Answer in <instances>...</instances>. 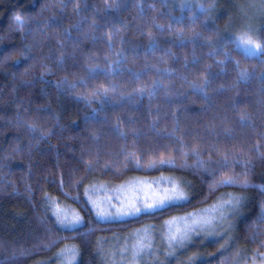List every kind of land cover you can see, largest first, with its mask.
I'll use <instances>...</instances> for the list:
<instances>
[{
  "label": "trees",
  "instance_id": "obj_1",
  "mask_svg": "<svg viewBox=\"0 0 264 264\" xmlns=\"http://www.w3.org/2000/svg\"><path fill=\"white\" fill-rule=\"evenodd\" d=\"M203 1L0 0V264H66L74 247L73 264H109L101 233L150 222L161 231L228 191L243 197L234 227L177 257L260 264L264 53L236 44L239 0ZM250 24L264 45V13ZM133 178L177 181L187 200L98 219L91 188ZM52 199L83 222L58 224Z\"/></svg>",
  "mask_w": 264,
  "mask_h": 264
},
{
  "label": "rangeland",
  "instance_id": "obj_2",
  "mask_svg": "<svg viewBox=\"0 0 264 264\" xmlns=\"http://www.w3.org/2000/svg\"><path fill=\"white\" fill-rule=\"evenodd\" d=\"M207 0H205L206 2ZM187 3H196L198 5H202L204 3L203 0H185ZM208 3V6L204 4V7L206 9H210L211 6H216L217 2L216 0H211ZM235 5V9L238 12L236 20L239 22L238 27L240 32L236 34L234 31L232 33L233 37H235L236 44L240 48L244 50L249 55H256L260 52L252 51V50H245L244 47L239 43L238 36L240 33L244 31H248L249 29L252 31L254 38L261 43V32L259 31L257 27H255L253 24L251 25L250 22L254 18H256L259 14L264 13V8L262 9L261 6L255 4L254 0H239L236 1V3H233ZM257 5V6H256ZM258 14V15H257ZM157 182H153V186L151 188L156 189L160 195H163V189H171L174 185H178L179 188L184 192L182 187L179 185L177 181L175 183L169 184L167 180H160V179H151ZM160 180V181H159ZM172 182V181H171ZM116 185H110V186H100L95 184L93 188H91V195L92 199L97 202H103V206L107 208L109 206V199L111 201V204L119 206L121 201H124L125 198H133L137 197V202L140 203L143 201L145 192H147L149 196L148 202L151 203V196L152 192L150 189L145 188L143 191H135L134 188H138L140 185H145L144 182L140 181L139 178H133L129 181L125 182L124 184H118L114 183ZM149 183L147 181L148 186ZM185 193V192H184ZM97 195H101L99 198ZM185 199L187 200V194L185 193ZM182 200H175L170 201L169 203H180L184 201ZM238 199V204H236L234 207H228L224 204V202L229 200H236ZM243 197L240 193H237L235 191H228V192H222L220 195L216 197V199L213 201V203L208 206H205L204 210L201 207V209H193V211H190L188 213L174 216V222H168L167 226H162L160 229L161 231H157L155 222H150L148 225L143 226H133L129 228H123L122 230L118 231H112V232H103L102 235H106L105 237L101 238V242L104 243V246H102L101 250L103 251L104 257L107 261H109V264H182L180 262L179 258L177 257V254L179 252H183L185 249L189 248V250H192L195 246H197V241L204 240V246L207 245L208 242L214 241L217 242L219 238H224L226 229L231 230L234 225V215L239 212V208L242 206ZM92 204V202H91ZM93 206V204H92ZM164 206H167V203L159 208H162ZM94 208V207H93ZM158 209V208H153ZM153 209L145 210L146 212H152ZM218 210H222L223 216L221 217ZM95 211V208H94ZM144 212V211H143ZM141 212V213H143ZM141 213L130 215V216H117V215H109V216H98L95 211V216H97L98 219L103 221H120V220H129L130 218H133L137 215H140ZM145 213V212H144ZM190 218V219H188ZM185 219H188V223H191L192 219H208L211 220L212 223L209 225H201L197 228V231L193 234H190L189 238L184 240L183 242H178L175 246L176 248L170 253V254H164L159 253L161 251V246L167 247L166 244H169V234L170 229H173L175 226H179L181 228L184 227V221ZM159 230V229H158ZM138 239H144L145 242L150 245L149 247L145 248L142 252L137 254L136 249L134 248V245L136 244ZM100 242V243H101ZM161 242V246H160ZM175 244V242H173ZM202 245V246H203ZM208 246V245H207ZM76 249V247H74ZM73 248V249H74ZM237 248V247H236ZM73 249H70L68 251V248H66L61 253V258L65 259V263H74L76 259L69 256L70 251ZM197 249V248H195ZM194 249V250H195ZM199 249V248H198ZM233 255V253H231ZM162 255L167 258V261H162L163 258ZM243 255V254H242ZM194 256V255H192ZM74 257V256H73ZM252 255H249V263L252 264ZM258 259V258H257ZM186 260V259H185ZM223 264H232L229 261H226ZM238 264V263H237ZM257 264V260H256Z\"/></svg>",
  "mask_w": 264,
  "mask_h": 264
},
{
  "label": "snow or ice",
  "instance_id": "obj_3",
  "mask_svg": "<svg viewBox=\"0 0 264 264\" xmlns=\"http://www.w3.org/2000/svg\"><path fill=\"white\" fill-rule=\"evenodd\" d=\"M16 20L19 22L20 17H16ZM239 43L244 47V49L252 50L256 52L264 53V45H262L259 41L254 38L252 31L249 29L248 31H244L239 34L238 36ZM239 64V61H236ZM34 127V126H32ZM129 158L133 159L136 164H139L140 161L136 158V154L134 152H130L127 154ZM226 159V158H225ZM156 162L154 161L153 164H150L149 167H152ZM159 164L171 163V161H165L161 159ZM220 183H235V179L231 176H224ZM242 183L246 184L247 179L245 178ZM145 188H148L152 192L151 196V203L148 202L149 196L147 192H145V196L142 202L138 203L137 197L133 198H125L124 201H121L119 206L111 204L109 199V206L105 208L103 206V202L92 201L93 207L95 208L96 214L98 216H109V215H117V216H130L141 213L148 209L159 208L170 201L175 200H182L185 199V193L179 188L178 185H174L171 189H163V195H160L159 192L151 188L150 185H140L138 188H134L135 191H143ZM88 194V189H85V195ZM46 199H51L47 197ZM91 199V198H89ZM238 199L236 200H229L224 202V204L228 207H234L238 204ZM52 204V211L56 218V222L62 226L67 228H75L83 222V217L76 211L68 210L63 208L59 203H56L54 199L51 200ZM220 216H223L222 210H218ZM190 219V218H188ZM188 219H185L184 227L181 228L178 225L175 226L173 229H170L169 234V243L173 242H183L184 240L188 239L190 234H193L197 231V228L201 225H209L212 223L211 220L208 219H192L191 223H188ZM144 239H138L134 248L136 249L137 254L142 252L145 248L149 247ZM74 250L70 251L69 255H74ZM260 264H264V253H258ZM253 264H256L257 256L251 257Z\"/></svg>",
  "mask_w": 264,
  "mask_h": 264
}]
</instances>
